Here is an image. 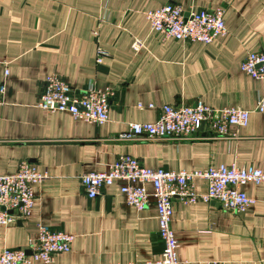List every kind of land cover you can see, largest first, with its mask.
<instances>
[{"label":"crops","instance_id":"obj_1","mask_svg":"<svg viewBox=\"0 0 264 264\" xmlns=\"http://www.w3.org/2000/svg\"><path fill=\"white\" fill-rule=\"evenodd\" d=\"M167 4L186 14L224 9L225 37L208 45L163 40L151 32L145 13ZM100 8L99 0H0V175L24 161L48 176L33 186L30 216L0 226V254L5 248L28 250L43 225L74 237L70 251L54 255L52 264L158 261L163 246L152 198L137 211L126 205L122 183L94 199L81 188V175L105 171L122 154L152 169L254 165L264 172V113L256 111L264 81L239 69L248 53L264 52V0H109L104 21ZM135 39L143 42L139 51L131 47ZM98 47L104 52L99 64ZM49 75L78 91L109 88L107 122L98 126L38 108ZM197 99L215 109L249 111L247 126L228 139L207 138L206 127L195 140L116 139L129 123L155 122L164 105ZM194 187L206 192L204 180ZM241 189L256 204L239 214L213 201L172 202L171 228L183 264H264V184Z\"/></svg>","mask_w":264,"mask_h":264},{"label":"built area","instance_id":"obj_2","mask_svg":"<svg viewBox=\"0 0 264 264\" xmlns=\"http://www.w3.org/2000/svg\"><path fill=\"white\" fill-rule=\"evenodd\" d=\"M108 2L99 0L102 12L99 21L107 19ZM185 14L179 5L167 4L147 11L145 17L151 32L163 40L208 45L225 37L224 9L199 10L187 13V17ZM93 34L96 36L97 31ZM142 46L139 39L131 44L134 51H139ZM103 57L104 52L98 47L96 63L99 64ZM239 69L253 80L264 81V52L248 53L240 62ZM7 75L5 70L4 77ZM43 82V91L36 104L38 108L47 112H65L74 119L98 126L107 122L112 95L109 88L90 85L78 91L57 75H49ZM4 93V83H0V104ZM138 108L142 106L139 104ZM256 111L264 113V95L257 100ZM249 115V111L235 107L215 109L197 99L189 105H164L155 122L129 123L127 130L119 133L116 139L130 141L144 136L151 141L195 140L201 126L206 127L207 138H237L238 130L247 126ZM47 177L45 172L24 161L19 163L15 172L0 175V226L6 227L30 216L36 200L33 186L43 183ZM195 180L206 182L205 193L195 191ZM79 181L89 199L100 196L104 188L114 183H122L119 191L126 205L137 211H142L152 198L157 210V234L163 246L160 259L154 264H183L178 259V243L171 228L172 202L195 204L213 201L221 210L244 213L254 207L256 200L248 197L241 188L247 184L263 185L264 172L254 165H218L202 171L152 169L142 166L136 158L122 154L105 171L83 174ZM73 239L72 235L38 225V232L29 241L28 250L5 248L0 254V264H52L54 255L70 251ZM209 264L225 263L211 261Z\"/></svg>","mask_w":264,"mask_h":264},{"label":"water","instance_id":"obj_3","mask_svg":"<svg viewBox=\"0 0 264 264\" xmlns=\"http://www.w3.org/2000/svg\"><path fill=\"white\" fill-rule=\"evenodd\" d=\"M185 17H187V14H185ZM201 127H202V126H201ZM18 222H20V221H17V223H18ZM27 254H30V252H29V251H27Z\"/></svg>","mask_w":264,"mask_h":264}]
</instances>
